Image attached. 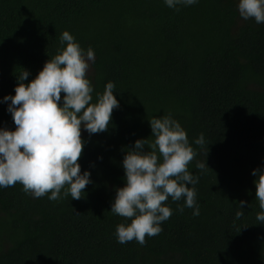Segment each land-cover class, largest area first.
<instances>
[{"label":"trees","instance_id":"trees-1","mask_svg":"<svg viewBox=\"0 0 264 264\" xmlns=\"http://www.w3.org/2000/svg\"><path fill=\"white\" fill-rule=\"evenodd\" d=\"M237 4L199 0L177 11L163 0H0V100L14 95L24 69L27 84L66 47L68 31L94 51L93 102L111 81L120 105L108 131L81 132L78 163L93 181L84 197L0 188V264H264L251 174L264 166V23L241 19ZM6 107L0 127L14 130ZM169 113L196 153L187 168L198 177L188 186L199 215L169 198L172 215L158 235L119 244L116 227L130 219L110 207L125 184L123 157L137 139L154 140L148 120ZM200 134L204 146L193 143Z\"/></svg>","mask_w":264,"mask_h":264},{"label":"clouds","instance_id":"clouds-1","mask_svg":"<svg viewBox=\"0 0 264 264\" xmlns=\"http://www.w3.org/2000/svg\"><path fill=\"white\" fill-rule=\"evenodd\" d=\"M163 2L179 11L178 6L194 5L199 0ZM237 9L241 19L264 23V0H238ZM60 43H66V47L48 59L34 79L26 84L30 72L24 69L16 77L14 95L0 100L7 105L6 112L15 125L14 130L0 127V188L20 183L23 191L34 198L50 192V201L62 198V189L63 196L70 195L73 200L85 196L84 189L93 181L90 171L81 172L78 163L85 145L81 132L91 136L108 131L112 112L120 107L111 81L93 102L94 89L86 78L95 61L93 49L83 50L68 31L62 33ZM148 122L154 140L149 143L147 139H137L128 148L121 165L125 184L115 190L111 202L113 214L130 219L129 224L116 227L119 244L135 240L143 246L146 235H158L162 222L172 215V209L164 203L169 198L173 202L183 198V207L199 215L196 190L188 186H194L198 177L187 168L196 153L186 131L171 113ZM193 143L204 146L203 134ZM197 167L203 170L207 165L204 162ZM251 174L260 208L255 219L264 225V166L253 169ZM245 203L241 200L237 204L243 210ZM183 207L177 210L182 212ZM242 215L243 211H238L236 218Z\"/></svg>","mask_w":264,"mask_h":264},{"label":"rangeland","instance_id":"rangeland-1","mask_svg":"<svg viewBox=\"0 0 264 264\" xmlns=\"http://www.w3.org/2000/svg\"><path fill=\"white\" fill-rule=\"evenodd\" d=\"M91 69H92V67H91V64H90V67H89V69H88V71H87V72H90V71H91Z\"/></svg>","mask_w":264,"mask_h":264}]
</instances>
